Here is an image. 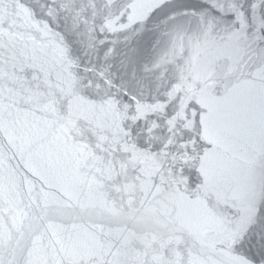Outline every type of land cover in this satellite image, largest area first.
I'll list each match as a JSON object with an SVG mask.
<instances>
[{"label": "snow or ice", "instance_id": "obj_1", "mask_svg": "<svg viewBox=\"0 0 264 264\" xmlns=\"http://www.w3.org/2000/svg\"><path fill=\"white\" fill-rule=\"evenodd\" d=\"M0 264H264V0H0Z\"/></svg>", "mask_w": 264, "mask_h": 264}]
</instances>
